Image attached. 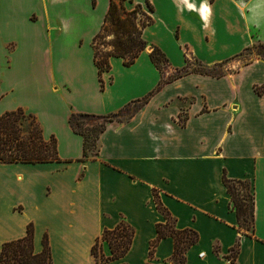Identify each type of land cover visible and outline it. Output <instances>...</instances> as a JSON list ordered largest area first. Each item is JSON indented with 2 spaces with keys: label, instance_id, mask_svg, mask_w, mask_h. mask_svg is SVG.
Returning a JSON list of instances; mask_svg holds the SVG:
<instances>
[{
  "label": "crops",
  "instance_id": "obj_1",
  "mask_svg": "<svg viewBox=\"0 0 264 264\" xmlns=\"http://www.w3.org/2000/svg\"><path fill=\"white\" fill-rule=\"evenodd\" d=\"M10 1L17 9L33 3L49 26L52 20L60 24L51 12L61 5L60 0ZM64 1L72 5L71 0ZM114 1L126 11L146 2ZM217 1L173 2L172 13L181 19L169 16L167 24L172 26L178 50L182 48L177 61L166 43L149 30L153 11V23L142 37L164 53L171 72L183 68L190 57L214 66L238 57L251 45L246 15L225 0L239 17L235 23L244 29L246 41L236 52L213 57L217 25L212 17ZM262 2L256 8L260 15H264ZM4 3L10 7L8 0H0V8ZM108 6L109 0L103 4L104 16ZM101 24L94 27L87 42L90 50L85 60L75 47L78 52L73 48L63 61V50H71L75 41H59L65 31L62 25L53 28L55 39L48 38L50 53L32 54L27 48L19 52L25 42L15 39L11 43L7 71L14 69L20 77L14 73L7 78L5 88V81H0V103L17 90L29 93L33 100L0 104V115L18 107L34 114L44 137L56 138L61 161L0 164V250L4 243L23 238L31 224L35 254L42 251L46 235L52 264H94L91 248L96 239L124 219L134 230L130 249L123 258L106 264H171V237L162 238L149 258L150 244L158 236L156 226L165 222L154 201L156 192L176 228L197 233L198 240L183 264H229L226 256L238 239L235 264H264V60L250 61L219 76L188 73L164 79L150 60L149 46L130 66H124L120 58H110V70L101 76V90L92 50ZM11 26L16 23L8 20L5 27ZM0 40L4 50L8 43L4 37ZM219 40L222 47L228 46L224 38ZM53 43L58 47L56 60ZM121 109L123 120L108 123L100 134L97 155L81 161L83 140L68 125L71 113L107 115ZM223 173L251 184L253 236L238 228ZM102 250L110 256L106 243Z\"/></svg>",
  "mask_w": 264,
  "mask_h": 264
},
{
  "label": "trees",
  "instance_id": "obj_2",
  "mask_svg": "<svg viewBox=\"0 0 264 264\" xmlns=\"http://www.w3.org/2000/svg\"><path fill=\"white\" fill-rule=\"evenodd\" d=\"M122 1L133 3V0ZM92 4L95 5V0H92ZM153 11V6L147 0L145 5L134 4L133 9L130 11H126L122 3L119 4L114 0H109V6L103 22L92 39L93 63L97 70L101 90L104 89L101 76L110 70V58H120L124 66H130L141 52L149 46L151 48L150 60L162 76L163 69L161 65L163 61L168 63L167 58L158 47L148 45L142 37L143 30L153 23ZM109 36L111 40L106 41ZM247 49H250V46L245 48V50ZM195 61L200 68H205L200 62ZM223 63L221 62L214 66L216 67ZM188 69L187 60L186 65L177 70V74L170 77V79H175L188 73L210 75L206 71L200 72ZM163 81L161 80V83ZM255 91L261 94V91L256 87ZM148 97L149 95L141 100V104H144ZM123 113L124 109L107 115L71 113L68 125L73 133L81 136L83 140L81 161L97 155L100 134L105 130L108 123L122 121L123 117L121 116ZM60 161L56 138L54 136L44 137L41 123L34 114L18 107L0 115V164H38ZM222 182L230 195L229 207L236 214L239 230L243 231L245 235L253 236L254 195L250 182L247 180L229 179L224 173ZM153 197L157 210L162 214L165 222L156 226L158 236L150 244L149 258H152L155 247L162 238L171 237L174 241V251L170 263L183 264L185 262V254L198 240L197 233L191 229L178 230L175 219L163 207L156 192L153 193ZM133 235V228L124 219H121L114 229L104 230L91 248L94 264H106L123 258L130 249ZM104 243L110 249V256L108 257L103 254L102 247ZM42 245V251L35 254L33 252V227L29 224L26 235L23 238L6 242L2 245L0 264H52L46 235L43 237ZM239 245L238 239L226 256L229 264H235Z\"/></svg>",
  "mask_w": 264,
  "mask_h": 264
},
{
  "label": "rangeland",
  "instance_id": "obj_3",
  "mask_svg": "<svg viewBox=\"0 0 264 264\" xmlns=\"http://www.w3.org/2000/svg\"><path fill=\"white\" fill-rule=\"evenodd\" d=\"M106 1L107 0H95V5H93L92 0H71L72 5L69 6L64 0H60L59 4L61 5H58L51 10L52 14L58 19V23H60L59 25H62L65 30L63 32V37L59 39V41L63 42L65 38L66 40H69V42L70 40L75 41V46L69 47L71 50H63V52H65L63 61H66L69 58L72 50L75 49L78 52L77 48H80L79 53H84L83 58L85 60V53L87 50L88 52L90 50L88 48L87 42L90 40L93 30L95 29L94 27H97L100 22H103V4L105 5ZM149 1L154 7V23L149 27V30L153 33L154 37L156 36L166 43L171 51L173 60L177 61L179 58L178 51H181L182 48L181 50H178L175 42L176 36L174 33L172 35V26L167 24L169 23L167 20H171L169 19V16L174 15V20L181 19L176 13L173 14L171 10L175 0ZM229 1L232 2L235 7L239 8V10H242L243 14L246 15L248 22V34L253 40L250 45V49L244 50L240 56L234 59L230 58L223 64H220L216 67L205 66V68H200L195 59L190 57L188 59V70L200 72L206 71L210 75H223L228 72H234L238 67L250 61H254L256 59L264 60V15H260L256 11L257 4L260 3L261 0ZM262 1L264 2V0ZM9 2L10 7L7 5L6 8V3H4L3 6L1 4L0 8V38L4 37L5 41L8 43L4 46V50L0 49V81H5L3 88L7 87V78L12 77L14 73L16 74L14 69L7 71L9 67L8 58L11 52V45L14 44L15 39H18L20 42H25L24 44L20 45L19 52H21L22 49L24 50L27 48V50L32 54L50 53L51 48L50 44L48 43V38L51 37L52 39H55L53 28L55 25H57V22L52 20L49 26L46 22V18L45 20L43 19V13L33 3L30 4L28 2V4L25 6H21L17 9L12 6V2L10 0H8V3ZM231 11L233 12V9L227 5V1H217L216 13L212 17V22L214 21L215 25H217V41L214 43V50L216 54L213 56L215 58H220L230 52H236L239 45L246 41V33L244 29L241 25L239 26L235 23L239 17ZM166 14L168 15V18L166 17ZM71 16H74V20L68 21L67 19ZM8 20L12 24L16 23V26H11L9 28L5 27ZM59 25H57V27ZM17 32L18 36L16 37ZM188 33H190L194 38L193 32L188 31ZM220 37L228 41L229 44L226 48L220 45ZM109 40H111L110 36L106 38V41ZM57 48V45L53 43L52 52L54 54L55 60L57 59ZM45 66L43 67L44 69ZM161 67L163 69L162 77L164 79L166 76L172 77L177 74V72L170 71L169 63L165 61H163ZM32 100L33 98L29 93L17 90L14 95L12 94L6 98L4 97L2 103L0 104H2L3 107L4 105L8 104L14 105L18 102L25 103ZM2 107H0V109Z\"/></svg>",
  "mask_w": 264,
  "mask_h": 264
},
{
  "label": "built area",
  "instance_id": "obj_4",
  "mask_svg": "<svg viewBox=\"0 0 264 264\" xmlns=\"http://www.w3.org/2000/svg\"><path fill=\"white\" fill-rule=\"evenodd\" d=\"M202 255H203V253L200 254V256H202Z\"/></svg>",
  "mask_w": 264,
  "mask_h": 264
}]
</instances>
